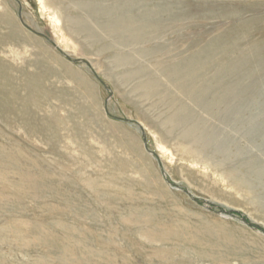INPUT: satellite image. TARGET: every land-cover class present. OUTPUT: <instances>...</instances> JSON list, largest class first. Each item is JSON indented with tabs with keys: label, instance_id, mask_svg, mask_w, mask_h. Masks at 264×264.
I'll list each match as a JSON object with an SVG mask.
<instances>
[{
	"label": "rangeland",
	"instance_id": "rangeland-1",
	"mask_svg": "<svg viewBox=\"0 0 264 264\" xmlns=\"http://www.w3.org/2000/svg\"><path fill=\"white\" fill-rule=\"evenodd\" d=\"M256 1L57 0V3L55 4L53 0H0V9L4 12L5 10L3 9L6 8L4 13L0 10V20L1 17L5 18L2 19L3 21L1 20L2 22L0 23V64L2 65L0 68L4 73L0 75L2 78L0 79V87L3 86L0 90L7 86L5 90L8 91V93L5 90H1L3 92L0 91V142L1 138L2 140L4 139L0 143V146H3L4 148H0L4 150L10 148L12 150H21L22 152L25 150V153L23 152V155L20 156L22 162H24V160L26 161L24 162L25 168H23V171L27 173V175H30L33 172L31 175H35V182L38 185H41L44 189L41 194L43 198L35 192L19 190L21 192V197L23 196L22 194H24V201L28 199V202L23 201L22 203V206L24 204L22 214L15 213V211L7 212L6 209H3V205L0 204V238L2 237L0 239V264H18V261H20V264H42L41 260H43V264H73V261L71 260L73 259L72 256L79 258V262L82 260V262H89V264H116V261L117 264H128L127 262L132 264L134 261H136L134 262L135 264H179V262L181 264H264V174H260L258 179L254 173L256 170L245 166V164L249 162L252 163L253 161H256V164H259L260 166L259 171H261L260 168L262 167V173H264V0ZM163 9L168 10L169 14L163 16ZM8 10H10V14ZM190 11H194V13L191 14ZM12 14L14 17H12ZM73 19L77 22L84 23L85 27L79 29L74 25L75 23ZM11 20H14L20 25L24 34L22 33V30L19 33L16 31L18 34L13 32L15 30L11 24ZM126 20H132L135 23H142L144 25L151 24V26L146 28L147 37H143V40L138 41L132 39L129 34L119 33L110 28H106V26L117 27ZM4 21L7 22V26ZM240 23H253L254 25L253 30L249 32L250 34L248 36H240L237 39H239V43H242L240 46L241 58L249 53L248 44L257 45V48L259 47V60L255 62L257 63L255 66L250 67L251 72L258 73L255 75L256 78L254 77V79H252V83L257 80L259 81V94L257 95V101L252 105L250 112L244 115L242 124L239 128L224 121L218 123L222 137L228 145H231L232 148L230 149L234 151L233 154L235 155L236 152H246L247 154L244 153L245 156L239 157L233 156L235 157V161L229 164L223 163L222 168H217L203 162L199 158L192 155L189 156L185 153L186 151L183 148L185 147V142L177 139V135H170L169 126H166L163 123V120L175 110L174 108H176V106L174 105L173 108H169L167 105L168 103H165L164 101L162 102V100L168 99L167 102L170 100V102L172 101L173 103L184 101L185 103L186 100L181 97L179 91L174 90L175 88H169V90H167L160 86L159 91L157 92L156 90V92L159 93L156 97L155 95L148 96V94L141 90V87L149 79L156 80L160 83V81L165 78L163 77V66L166 67V65L161 63L166 62V58L177 56V58H175L176 60L179 59L180 62L188 61V58L190 60V58L196 53L205 52L196 51V47H192L191 45H194L198 40H200L199 46L205 45L206 43H215L217 40L216 36L219 35L218 33L236 27L238 24L241 25ZM9 24L12 27H10ZM158 27H160V29H157ZM8 35L11 36V38ZM24 35L27 38L23 39L22 36ZM12 36L15 38L13 37V39ZM18 39L23 40V42ZM46 49L50 51L48 52ZM204 49H207L205 54L210 55L208 59H212L214 48L212 46H205ZM50 53H52L54 57H52V54ZM1 60H4L5 63ZM43 62H45V64ZM60 62L65 63L67 67ZM257 65H259V68L256 67ZM4 66H6L4 68L5 71L3 69ZM207 66L209 70L206 71L205 75L208 76V80L211 82V92L215 93L220 87L215 80H212L213 76L216 75L217 63L215 60H211ZM69 67H71V69ZM38 69H40V73L35 72ZM42 69H45V71ZM244 69H246L245 63H240L234 66V70L238 73H241ZM1 71L0 73H2ZM20 71H23L25 74L22 76L20 74L19 76L18 74ZM30 71H32V75L29 74ZM70 71L73 72L74 75H71ZM6 72L10 74L9 76L7 74L8 77L5 75ZM41 72L45 73H42V75ZM51 72L53 73L51 74ZM28 74L30 75L29 77H27ZM34 76L35 80L33 79ZM38 77L42 79V83H40L41 79ZM80 77L90 81L92 80V83L96 88L95 93L89 91L85 85L79 81ZM3 78L5 79L3 80ZM25 78L26 82L29 81L30 83H26ZM32 79L33 81H37L36 83L40 86L33 83ZM1 82L5 83L2 84ZM227 83H224L223 85L225 86ZM18 84H20V86ZM22 85L27 87L25 88ZM29 85L30 88L28 87ZM11 86L15 88L13 89ZM34 86L35 88L37 86V88L35 89ZM38 87H40L39 90ZM16 89L17 91H15ZM30 90L33 93H30ZM36 90H38L39 93H37ZM13 91H15V94H12L11 96H15V100L9 98L11 100L10 102L14 100V102H12L13 105H10V103H6L9 100H6L5 97L8 94L10 95L11 93H14ZM43 91L47 94H44ZM36 96L39 98V101L38 99H35L37 98ZM159 96H162V98ZM22 97L24 100L21 99ZM1 98L3 99L1 100ZM32 98L33 100H29ZM54 98L57 102L53 101ZM126 99L133 101L134 104H127ZM28 101L34 103V107L33 104L31 102L32 105L29 104ZM9 106L11 108L7 111L6 108H9ZM17 106H19L18 109L16 108ZM2 107L4 109H2ZM41 110L42 112H40ZM201 112L203 118L211 119L210 114L202 110ZM5 114H7V116L9 115L8 118H6L7 116ZM140 114L141 116H146L150 120V126L144 124L140 118ZM4 116L5 118H3ZM9 118L11 119L9 120ZM20 118L23 119L20 120ZM6 120H8L9 123H7L10 126L5 124ZM207 122H211L213 125L212 120H207ZM14 125H17V127H13ZM22 125H24V128L20 127ZM4 126L6 128H3ZM48 128H50L51 131ZM32 130H35L37 134ZM30 131H32L31 134ZM1 132H6V134H2ZM131 136H133L134 142H136L137 145H140L141 152L144 154L143 156L137 154L134 151L135 149L132 148V141H130ZM160 138H163L164 140V144H161L165 146L166 151L161 152V150H159L158 140H160ZM8 141L10 144L7 143ZM101 141L103 142L101 143ZM115 142L116 146L114 144ZM71 143H75V145L73 144V146ZM5 144H7V146ZM102 147L106 148L102 149ZM98 151L101 152L99 153ZM134 153H136V155ZM137 155L140 157H137ZM7 156L9 157V155ZM11 156L13 158L12 154ZM132 157L135 158L133 159ZM143 157H145V159ZM36 158L38 161L40 160V163ZM236 158H238V160ZM148 160H151L150 162H152L154 167L152 166L151 168V163ZM140 161L143 162L140 163ZM100 162L103 163L101 164ZM119 162L122 163L121 165H123V167H121ZM40 166L42 169H40ZM122 168L125 169V172H123L124 169ZM145 169H147V172H144L143 174V171H146ZM47 173L51 176L49 177ZM119 175L122 176L123 181H121L122 179ZM146 177L149 178L147 179ZM59 178L65 181L60 179V182V180H58ZM51 179L53 180L51 181ZM109 179H112L114 182L112 183ZM158 179L163 183L161 184ZM18 180L17 175L11 174L7 177V180H5V185L9 188L13 187L12 189H14V187L15 189H18L19 187L16 188ZM130 180L131 183H129ZM14 181L16 183H14ZM103 181L104 184H102ZM137 181L139 183H137ZM140 181H142V183H140ZM29 183L30 182H26L27 187H30ZM237 184H239L240 187H238ZM121 185H123V187L120 188ZM133 187L134 191L131 189ZM151 187L155 188L156 192ZM74 188L75 190H71ZM131 191L136 193L134 194ZM152 191L155 193L153 192L154 194H152ZM123 192L127 193L123 195ZM140 192H142L141 195ZM159 192L163 194H158ZM119 193H123L121 197V194ZM128 193L129 195H127ZM168 193L172 195H169ZM117 197L120 199L117 200ZM172 197H175V200H173ZM155 198L158 199L156 200ZM41 199H43V201ZM102 199L105 200L103 201ZM246 200H248V203ZM32 201L34 204H32ZM110 201L113 202V204ZM26 203L29 206H27ZM173 204H175V206H173ZM125 205L128 206L126 207ZM51 206H53V208ZM177 206L179 208H177ZM183 206L188 208V212L192 209L193 211H190L192 214L190 212L188 213ZM27 207L29 209H27ZM55 207H58L59 209ZM77 208L78 210L75 214L74 211ZM158 208L163 209L161 211ZM45 209L46 211L44 212ZM155 209L158 211L156 210L155 212ZM164 209H167V213ZM33 211L37 214L39 213L38 215L40 217H37V214ZM67 211H69V214ZM148 211L149 213L147 214ZM153 211L154 213H152ZM195 211L197 213L199 211V213L194 215L196 214ZM46 213L47 215H45ZM48 213L51 214L48 215ZM179 214H181V216ZM62 215L64 217H62ZM41 216L45 219H42ZM141 216L143 219L140 220ZM68 217H70V219ZM159 217H163L161 222ZM166 217L167 219H165ZM172 218L174 220H172ZM182 218L184 221L189 219L187 221L189 223L188 225H190L193 220L192 224L197 226L196 229L199 233L196 232L193 225H190L189 227L188 225H185L184 223L187 224V222H184ZM5 219L8 223H11L6 224L7 222ZM180 219L184 223H180ZM243 219H246L251 225L244 222ZM215 220L217 221L216 224H219L220 222L222 228L221 226L219 228V226L215 224ZM3 221L5 223H3ZM48 221L50 223H48ZM150 221L153 222L151 223ZM167 221L168 223H166ZM204 222L205 225H203ZM179 223L180 225L177 226ZM28 224H32L31 226L33 228H30V225ZM50 224L51 227L48 226ZM62 224H64V226ZM165 224L167 225L165 226ZM206 224L207 227H209L208 229L206 228ZM212 224H214V226ZM8 225H10L9 228ZM23 225H25V227ZM35 225L40 226L35 227ZM158 225L163 226H160L159 228ZM174 226L176 229L179 228L180 230H175ZM215 226L218 228H215ZM231 226L233 228L232 231V228L230 229ZM41 227H43L44 230L41 229ZM48 227L50 229H48ZM75 227L76 230L74 229ZM14 228H22L17 229V231L19 230L18 232L20 235L14 232ZM24 229L26 230V234L23 233ZM206 229L209 231H207L208 234ZM215 229L216 234H214ZM167 230L169 232H167ZM194 230L196 233H194ZM200 230L205 232L202 233ZM219 230L222 233L221 236ZM145 231H149V233L147 234ZM174 231L176 233L179 231V234L176 235ZM211 231L213 232L212 237ZM235 231L236 233L234 234ZM8 232H13V234L16 235L11 236L12 238H3L5 237V233ZM45 232H47V234ZM55 232L57 234H55ZM144 232L146 234H144ZM182 232H185L184 236L182 235ZM246 232L248 233L247 235ZM88 233L89 236H87ZM165 233L166 236H164ZM167 233L170 234L167 236ZM49 234L50 236H48ZM45 235L48 237L46 238ZM60 236H62V238ZM22 237L26 238L23 240ZM166 237L171 238L172 240H168ZM192 237L194 240L191 239ZM237 237H241L240 240ZM68 238L70 239L68 240ZM26 239L29 240L26 241ZM45 239L48 241H45ZM60 239L62 240L60 241ZM58 240L60 241L59 244L57 242ZM82 240L85 242L83 243ZM230 240H232V242H230ZM19 241L21 244L18 243ZM31 241H34V245ZM23 242L24 244H22ZM61 242L64 244L63 246ZM41 243L43 244L40 245ZM177 244L179 246H177ZM16 246L17 248H15ZM35 249L38 251L35 252ZM53 249H55V251ZM56 249L58 252H56ZM174 249H176V251H174ZM141 250L143 252H140ZM182 250L185 252L183 253ZM227 251L230 254L226 253ZM40 252H42V254H40ZM67 252L68 254L66 255ZM86 252L88 253L86 254ZM29 253L30 256L32 255L31 258L33 262H31ZM48 253L49 256L47 257ZM60 253H62V255H60ZM107 253L110 256H108ZM50 254H52V256ZM70 254L72 255L70 256ZM176 254L178 257L175 258ZM33 256L34 258L36 256V258L34 259ZM37 256L39 258H37ZM81 257H83V259ZM63 258L66 261L65 263ZM95 259H97V261ZM149 259L151 260V263ZM54 260L56 262H54ZM34 261H36V263Z\"/></svg>",
	"mask_w": 264,
	"mask_h": 264
},
{
	"label": "bare ground",
	"instance_id": "bare-ground-1",
	"mask_svg": "<svg viewBox=\"0 0 264 264\" xmlns=\"http://www.w3.org/2000/svg\"><path fill=\"white\" fill-rule=\"evenodd\" d=\"M52 1V0H51ZM54 1V3L56 4L57 3V0H53ZM256 1V0H255ZM258 1V0H257ZM256 1V2H257ZM43 3V2H42ZM57 5H59V4H57ZM46 7V6H45ZM5 8V7H4ZM1 10V9H0ZM3 10H5L6 11V8L5 9H3ZM98 10V9H97ZM2 11V10H1ZM1 11H0V13H1ZM4 11V12H5ZM9 11V14H10V10H8ZM99 11V10H98ZM163 11V16H166V15H168L169 14V12H168V10H166V9H163L162 10ZM3 12V11H2ZM3 12V13H4ZM99 13V12H98ZM190 13L191 14H193L194 13V11H190ZM5 14H7V13H5ZM5 14H3V15H5ZM1 15V14H0ZM12 17H14L13 16V14H12ZM10 18V17H9ZM2 19H5V18H2L1 17V20ZM10 19H12V18H10ZM0 20V23L3 21H1ZM74 20V19H73ZM135 20H136V18H135ZM138 20V19H137ZM6 21V20H5ZM4 21V22H5ZM3 22V23H4ZM2 23V24H3ZM7 22H5V24H6ZM9 23V22H8ZM74 25H76L79 29H81V28H83V27H85V24L84 23H81V22H77L76 20H74ZM11 24L13 25V27H14V30L15 31H13V32H20L22 29H21V27H20V25H18L14 20H11ZM241 24V23H240ZM6 26H7V24H6ZM9 26H10V24H9ZM148 26H151V24H146V25H144V24H142V23H135V22H133L132 20H126V21H123L122 23H121V25H118L117 27H107L106 26V28H110V29H112V30H115V31H117V32H119V33H126V34H129L130 36H131V38L132 39H136V40H143V37H147V30H146V28L148 27ZM10 27H12V26H10ZM4 28V27H3ZM2 28V29H3ZM7 28V27H6ZM253 28H254V25H253V23H244V24H241V25H239L238 24V26L236 25V27H232L231 29H227L226 31H223V32H220V33H218L219 35H217L216 37H217V40L215 41V43H210V44H208V43H206L205 45H201V46H199L200 45V40H198L196 43H194V45H191L192 47L194 46V47H196V51H205L204 53H200V52H198V53H196L193 57H191L190 58V60H189V58H188V61H185V62H180L179 61V59H177L176 60V58H177V56H172V57H168V58H166L167 59V61L166 62H164V63H161V64H163V65H166V67L165 66H163L164 67V76L163 77H165L162 81H160V83H158V81H156V80H152V79H149V80H147L146 81V83H144V85H142V87H141V90L144 92V93H146V94H148V96H151V95H159V93H157L158 91H159V88H160V86H162L163 88H165V89H167V90H169V88H175L174 90H177V91H179V93H180V95H181V97H183L184 98V100H186V102L184 103V101L183 102H178V103H173L172 101L170 102V100H169V102H167L168 101V99H165V100H162V102L164 101L165 103H168L167 105L169 106V108H173V106L175 105L176 106V108H174L175 110L168 116V117H166L163 121V123L167 126H169V132H170V135L171 134H174V135H177V139H179V140H181V141H183V142H185V147H183L184 149H185V153H187L189 156L190 155H192V156H194V157H196V158H199L200 160H202L203 162H205V163H207V164H209V165H211V166H214V167H217V168H222V165H223V163H226V164H229V163H231V162H233V161H235V157H233V156H245V154H247L246 152H236V154L234 155L233 154V150H231L230 148H232L231 147V145L229 144H227L226 143V141H225V139L222 137V134H221V132H220V127L218 126V123H220V122H222V121H224V122H227V123H229V124H233L235 127H237V128H239L240 127V125L242 124V120H243V118H244V115L246 114V113H249L250 112V110L252 109V105L254 104V103H256V101H257V95L259 94V81L257 80V81H255L254 83H252V79H254V77L256 78V74H258V73H255V72H251L250 71V67L251 66H255L257 63H255V62H257L258 60H259V47L257 48L256 46L257 45H251V44H248V46H249V53L247 54V55H244V57L243 58H241V50H240V46L242 45V43H239V39H237L238 37H240V36H244V35H249L250 33L249 32H251L252 30H253ZM10 29V28H9ZM157 29H160V27H158ZM222 29V28H221ZM5 30V29H4ZM16 32V33H17ZM17 33V34H18ZM22 33H23V30H22ZM9 34H10V32H9ZM24 34V33H23ZM3 35V34H2ZM9 36V35H8ZM25 36V35H24ZM24 36H22L23 37V39L24 38H27L26 36L24 37ZM28 36V35H27ZM5 37V36H4ZM10 38H11V36H9ZM14 36H12V38H13ZM17 37V36H16ZM21 37V38H22ZM29 37V36H28ZM6 38V37H5ZM4 38V39H5ZM8 38V37H7ZM15 38V37H14ZM13 38V39H14ZM17 39V38H16ZM3 40V39H2ZM9 40V39H8ZM18 40H20L21 42H23V40H21V39H18ZM26 40V39H25ZM4 41V40H3ZM10 41V40H9ZM16 41V40H15ZM18 42V41H17ZM58 42V41H57ZM245 42V41H244ZM1 43H2V41H1ZM205 46H208V47H210V46H212L213 48H214V54H213V57H212V59H208L209 58V56L210 55H207V54H205L206 53V50L207 49H204V47ZM48 49V48H47ZM46 49V50H47ZM48 52L50 51V50H47ZM71 51V50H70ZM50 54H52V53H50ZM17 55V54H16ZM56 55V54H55ZM76 55V54H75ZM57 56V55H56ZM52 57H54V55L52 54ZM176 57V58H175ZM4 59H6V58H4ZM207 59V60H206ZM211 60H215L216 61V63H217V69H216V72H215V74L216 75H214L213 76V79L212 80H215V82H217L219 85H220V87H219V89L215 92V93H212L211 92V82L208 80V76L207 75H205L206 74V71H208L209 70V68H208V63L211 61ZM1 61H4V60H1ZM57 61V60H56ZM65 61V60H64ZM26 62V61H25ZM4 63H5V61H4ZM44 64H45V62H43ZM60 63H62V65H65V63H63V62H60ZM240 63H245V68L246 69H244L243 71H241V73H238V72H236L235 70H234V66L235 65H237V64H240ZM46 65H47V63H46ZM61 65V64H60ZM0 66H2L1 64H0ZM10 66V65H9ZM66 67H67V65H65ZM70 66V65H69ZM259 65H257L256 67H258ZM6 66H4L3 67V69L5 68ZM12 67V66H11ZM62 67V66H61ZM25 68H26V66H25ZM38 68V67H37ZM63 68V67H62ZM70 69H71V67H69ZM259 68V67H258ZM2 69V70H3ZM7 69V68H6ZM65 69V68H64ZM264 69V68H263ZM12 70V69H11ZM23 70V69H22ZM26 70H28V69H26ZM26 70H24V71H26ZM40 69H38L37 71H39ZM43 70V69H42ZM0 71H1V68H0ZM4 71H5V69H4ZM37 71H35L36 73H40V71L39 72H37ZM43 71H45V69L43 70ZM52 71V70H51ZM66 71H68V70H66ZM73 71V70H72ZM254 71V70H253ZM2 72V71H1ZM7 72H8V70H7ZM5 73V75L7 76V74H8V76L10 75L9 73ZM12 72V71H11ZM46 72H47V70H46ZM138 72H140V71H138ZM15 73V72H14ZM23 71H20V73L18 74L19 76H20V74H21V76L22 75H24L25 73H23ZM43 72H41V74H42ZM45 73V72H44ZM43 73V74H44ZM49 73V72H48ZM53 72H51V74H52ZM66 73V72H65ZM70 73H71V75H74V73L73 72H71L70 71ZM134 73V72H133ZM2 74H4L3 72L2 73H0V75H2ZM16 74H17V72H16ZM27 74V73H26ZM29 74H31L32 75V71H30V73ZM28 74V76L27 77H29L30 75ZM42 74V75H43ZM50 74V73H49ZM5 75H3L4 77H6ZM37 75H39V74H37ZM47 75V74H46ZM2 76V77H3ZM7 76V77H8ZM15 76V75H14ZM16 77V76H15ZM26 77V76H25ZM33 77V76H32ZM42 77V76H41ZM14 78V77H13ZM12 78V79H13ZM37 78V77H36ZM39 78V77H38ZM0 79H2L1 77H0ZM5 78H3V80H4ZM10 79V78H9ZM11 79V80H12ZM21 79H23V78H21ZM34 80H35V76H34V78H33ZM33 79H32V81H33ZM39 79H41V78H39ZM77 79V78H76ZM27 80H28V78H27ZM7 81V80H6ZM5 81V82H6ZM10 81V80H9ZM15 81V80H14ZM22 81H24V80H22ZM38 81H40V80H38ZM79 81H81V83H83V85H85V87L89 90V91H91L92 93H95V91H96V88H95V86H94V84L92 83V80L90 81V80H87V79H85V78H79ZM228 83H227V82ZM4 82V83H5ZM16 82V81H15ZM25 82H26V78H25ZM25 82H24V84H25ZM27 82H29V81H27ZM26 82V83H27ZM37 81H33V83H36ZM2 84H4L3 82H1ZM9 83V82H8ZM22 83V82H21ZM30 83V82H29ZM32 83V82H31ZM40 83H42V79H41V81H40ZM45 83V82H44ZM224 83H227V84H225V86L223 85ZM17 84V83H16ZM37 84V83H36ZM6 85V84H5ZM15 85V84H14ZM19 86H20V84H18ZM28 85V84H27ZM38 85V84H37ZM43 85V84H42ZM45 85V84H44ZM17 86V85H16ZM23 86V85H22ZM38 86H40V85H38ZM3 86H1L0 88H2ZM7 86H5L4 87V89H1V90H5V88H6ZM11 87H13V86H11ZM23 87H25V86H23ZM27 87V86H26ZM25 87V88H26ZM29 88H30V85L28 86ZM42 87V86H41ZM50 87V86H49ZM8 88H10V87H8ZM7 88V89H8ZM15 87H13V89H14ZM28 88V89H29ZM34 88H35V86H34ZM36 88H37V86H36ZM35 88V89H36ZM39 88L40 87H38V90H39ZM24 89V88H23ZM28 89H26V90H28ZM45 89V88H44ZM80 89V88H79ZM0 90V91H1ZM25 90V91H26ZM38 90H36V92L37 93H39L38 92ZM43 90V89H42ZM41 90V91H42ZM156 90H157V92H156ZM6 91V90H5ZM9 91H11V90H9ZM15 91H17V89L15 90ZM15 91H13L14 93H11L10 95H9V97H8V95L5 97V99L6 100H9L8 102H6V103H10V105H13V103L12 102H14V97H12L11 95L12 94H15ZM23 91V90H22ZM25 91H24V93H25ZM48 91V90H47ZM1 92H3V91H1ZM7 93H8V91H6ZM32 91L30 90V93H31ZM35 92V91H34ZM35 92V93H36ZM44 92V91H43ZM42 92V93H43ZM50 92H53V91H50ZM64 92V91H63ZM23 93V94H24ZM33 93V92H32ZM34 93V94H35ZM2 94V93H1ZM22 94V95H23ZM44 94H47L46 92H44ZM203 94H204V96H203ZM1 96V95H0ZM17 96H18V94H17ZM16 96V97H17ZM34 96V95H33ZM58 96V95H57ZM156 96V97H157ZM37 97V96H36ZM62 97V96H61ZM159 97H161L162 98V96H159ZM12 98V99H14L12 102H10L11 100L10 99ZM47 98V97H46ZM57 98H60V97H57ZM160 98V99H161ZM3 98H1V100H2ZM21 99H23V97L21 98ZM21 99H20V101H21ZM26 99H28V98H26ZM35 99H38V101H39V98L37 97V98H35ZM17 100V99H16ZM24 100V99H23ZM29 100H33V98L32 99H29ZM42 100H43V98H42ZM60 100V99H59ZM5 101V100H4ZM19 101V100H18ZM37 101V102H38ZM46 101V100H45ZM53 101H56L55 100V98H54V100ZM126 101H127V104L128 103H130V104H134L133 103V101H130V100H127L126 99ZM24 102H26V101H24ZM29 102V101H28ZM31 102V101H30ZM29 102V104H31ZM36 102V103H37ZM40 102H41V100H40ZM47 102V101H46ZM50 102V101H49ZM48 102V103H49ZM57 102V101H56ZM141 102V101H140ZM3 103V102H2ZM1 103V104H2ZM16 103V102H15ZM14 103V104H15ZM39 103V102H38ZM37 103V104H38ZM60 103V102H59ZM17 104V103H16ZM33 104V107H34V103H32ZM31 104V105H32ZM37 104H35V105H37ZM4 105V104H3ZM18 105V104H17ZM40 105H42V104H40ZM49 105V104H48ZM2 106V105H1ZM23 106V105H22ZM25 106V105H24ZM28 106V105H27ZM26 106V107H27ZM195 106V107H194ZM6 107V106H5ZM18 107L19 106H17L16 108L18 109ZM25 107V108H26ZM48 107V106H47ZM51 107V106H50ZM53 107V106H52ZM198 107V108H197ZM11 107L9 106V108H6L7 109V111H9L8 109H10ZM13 108H14V106H13ZM12 108V109H13ZM1 109V108H0ZM2 109H4L3 107H2ZM23 109V108H22ZM39 109V108H38ZM50 109V108H49ZM52 109V108H51ZM15 110V109H14ZM24 110V109H23ZM40 110V109H39ZM201 110L202 111H204V112H206V113H208V114H210V116H211V119H205V118H203V114H202V112H201ZM6 111V110H5ZM22 111V110H21ZM20 111V112H21ZM80 111V110H79ZM0 112H1V110H0ZM4 112V111H3ZM15 112H16V110H15ZM19 112V113H20ZM23 112V111H22ZM40 112H42V110L40 111ZM48 112V111H47ZM5 113V112H4ZM17 113V112H16ZM43 114V113H42ZM6 116H7V114H5ZM38 115V114H37ZM86 115H87V113H86ZM90 115V114H89ZM9 116V115H8ZM8 116L6 117V118H8ZM13 116H15V115H13ZM11 117V116H10ZM17 117H18V115H17ZM21 117V116H20ZM3 118H5V116L3 117ZM37 118V117H36ZM140 118H141V120L144 122V124L146 125V126H150L151 125V122H150V120L146 117V116H141V114H140ZM11 118H9V120H10ZM18 119V118H17ZM23 119V118H22ZM21 118H20V120H22ZM20 120H19V122H20ZM207 120H212V122H213V125L211 124V122H207ZM2 121H3V119H2ZM14 121V120H13ZM70 121V120H69ZM68 121V122H69ZM72 121V120H71ZM8 120H6V125H9L8 123ZM17 122V121H16ZM18 122V123H19ZM58 122H60V121H58ZM3 123V122H2ZM71 123V122H70ZM89 123V122H88ZM92 123V122H91ZM22 124H24V123H22ZM28 124V123H27ZM26 124V125H27ZM50 124V123H49ZM90 124V123H89ZM91 125V124H90ZM220 125V124H219ZM10 126V125H9ZM47 126V125H46ZM96 126V125H95ZM159 126H160V124H159ZM13 127H17V125L15 126H13ZM20 127H23L24 128V125H22V126H20ZM19 127V128H20ZM3 128H6L5 126L3 127ZM12 128V127H11ZM51 128H52V126H51ZM124 128V127H123ZM16 129V128H15ZM18 129V128H17ZM38 129V128H37ZM49 130H50V128H48ZM97 129V128H96ZM120 129V128H119ZM7 130V129H6ZM9 130V129H8ZM42 130V129H41ZM53 130H55V129H53ZM87 130H89V129H87ZM23 131H24V129H23ZM33 131V130H32ZM32 131H30V134H31V132ZM46 131V130H45ZM51 131V130H50ZM50 131H49V133H50ZM60 131V130H59ZM130 131V130H129ZM157 131V130H156ZM10 132V131H9ZM8 132V133H9ZM13 132V131H12ZM28 132V131H27ZM26 132V133H27ZM33 132H35V130L33 131ZM93 132V131H92ZM97 132H99V131H97ZM2 134L3 133H5L6 134V132H1ZM17 133H18V131H17ZM36 133V132H35ZM9 134H11V133H9ZM16 134V133H15ZM32 134H34V133H32ZM37 134V133H36ZM43 134V133H42ZM134 134V133H133ZM160 134V133H159ZM19 135V134H18ZM51 135V134H50ZM52 135H53V133H52ZM95 135V134H94ZM119 135H121V134H119ZM16 136V135H15ZM29 136V135H28ZM48 136H49V134H48ZM3 137V136H2ZM6 137V136H5ZM32 137V136H31ZM92 137V136H91ZM23 138H25V137H23ZM30 138V137H29ZM45 138V137H44ZM67 138V137H66ZM70 138V137H69ZM103 138V137H102ZM68 139V138H67ZM104 139V138H103ZM4 140V139H3ZM2 140V138H1V142L3 141ZM20 140V139H19ZM22 140V139H21ZM23 140H25V139H23ZM69 140V139H68ZM122 140H124V139H122ZM126 140V139H125ZM10 141V140H9ZM9 141L7 142V143H9ZM72 141V140H71ZM94 141H96V140H94ZM130 141H132V143H131V146H132V148L133 149H135L134 151L137 153V154H140V156L142 155H144L143 154V152H141V149H140V145H137L136 144V142H134V140H133V136H131V140ZM159 141V150H161V152H163V151H166L165 150V146H163L161 143H163L164 142V140H163V138H160V140H158ZM0 142V143H1ZM16 142V141H15ZM67 142V141H66ZM69 142H70V140H69ZM103 141H101V143H102ZM134 142V143H133ZM182 142V143H183ZM19 143V142H18ZM99 143V142H98ZM106 143V142H105ZM121 143V142H120ZM124 143H125V141H124ZM10 144V143H9ZM42 144V143H41ZM63 144V143H62ZM72 145L74 144L75 145V143H71ZM100 144V143H99ZM115 144V146H116V142L114 143ZM164 144V143H163ZM6 146H7V144H5ZM12 145V144H11ZM20 145V144H19ZM57 145V144H56ZM73 145V146H74ZM102 145V144H101ZM100 145V146H101ZM128 145V144H127ZM258 145H259V142H258ZM13 146H14V144H13ZM23 146V145H22ZM51 146H53V145H51ZM110 146V145H109ZM0 147H2V148H4L3 146H0ZM112 147V146H111ZM179 147V146H178ZM2 148H0V195H1V198H0V204L1 205H3L2 207H3V209H6L7 210V212L9 211H12V212H14L15 211V213L17 212L18 214L19 213H21L22 214V212H23V206H24V204H23V206H22V203H23V201H24V194H22L23 196V198L21 197V192L19 191V190H22V191H25V190H27V191H32V192H35V193H37V195H40L41 196V194L43 193V191H44V189L42 188V186L41 185H38L36 182H35V175L34 176H32L31 174L33 173H31L30 175H27V173H25L24 171H23V168H25V163L24 162H26L25 160H24V162H22V159H21V157L20 156H22L23 155V152L25 151L24 149V151L22 152L21 150H12V149H10V148H7L6 150H4V149H2ZM19 148H21V147H19ZM23 148V147H22ZM106 148V147H105ZM105 148H103L102 147V149H105ZM109 148V147H108ZM115 148H117V147H115ZM114 148V149H115ZM10 149V150H9ZM53 149V148H52ZM68 149V148H67ZM74 149V148H73ZM111 149V148H110ZM127 149V148H126ZM66 150V149H65ZM69 151V150H68ZM67 151V152H68ZM76 151V150H75ZM83 151V150H82ZM99 152V151H98ZM101 152V151H100ZM99 152V153H100ZM111 152V151H110ZM113 152V151H112ZM25 153V152H24ZM109 153V152H108ZM136 153H134L135 155H136ZM11 154L13 155V158H12V156H11ZM127 154H128V152H127ZM133 154V155H134ZM7 155H9V157L7 156ZM28 155V154H27ZM129 155V154H128ZM186 155V154H185ZM17 156V157H16ZM24 156H26V155H24ZM75 156V155H74ZM79 156V155H78ZM132 156V155H131ZM139 155H137V157H138ZM139 156V157H140ZM187 156V155H186ZM28 157V156H27ZM136 157V158H137ZM147 157H148V155H147ZM150 157V156H149ZM193 157V158H194ZM32 158V157H31ZM89 158V157H88ZM133 158V157H132ZM135 158V157H134ZM133 158V159H134ZM142 158V157H141ZM140 158V159H141ZM144 159H145V157H143ZM186 158H188V157H186ZM190 158V157H189ZM148 159V158H147ZM151 159V158H150ZM191 159V158H190ZM237 160H238V158H236ZM36 160L38 161V159L36 158ZM74 160V159H73ZM130 160H131V157H130ZM143 160V159H142ZM28 161V160H27ZM40 161V160H39ZM38 161V162H39ZM94 161V160H93ZM124 161V160H123ZM133 161V160H132ZM136 161V160H135ZM149 162L151 161V160H148ZM128 162H130V161H128ZM141 162H143V161H140V163ZM147 162V161H146ZM148 162V163H149ZM40 163V162H39ZM91 163V162H90ZM99 163V162H98ZM101 163V162H100ZM103 163V162H102ZM101 163V164H102ZM120 163V162H119ZM126 163V162H125ZM125 163H124V167H125ZM151 163V168H152V166L154 167V165H152V162H150ZM28 164V163H27ZM32 164V163H31ZM42 164V163H41ZM122 163H120V165H121ZM145 164V163H144ZM91 165V164H90ZM93 165V164H92ZM98 165V164H97ZM96 165V166H97ZM130 166H132L131 164H129ZM134 165V164H133ZM99 166H101V165H99ZM127 166H128V164H127ZM146 166V165H145ZM149 166V165H148ZM245 166H247V167H249V168H253V169H255L256 171L254 172L255 173V175H256V177L259 179V175L260 174H264V173H262L263 172V169H261L260 168V170L261 171H259V164H256V161H253L252 163L251 162H249V163H247V164H245ZM33 167H34V165H33ZM121 167H123V165H121ZM129 167V166H128ZM143 167V166H142ZM97 168V167H96ZM130 168V167H129ZM128 168V169H129ZM133 168V167H132ZM40 169H42V167L40 166ZM45 169V168H44ZM103 169V168H102ZM122 169H124V168H122ZM154 169V168H153ZM27 170V169H26ZM33 170V169H32ZM80 170V169H79ZM99 170H101V169H99ZM131 170V169H130ZM146 171H143V174H144V172H147V169H145ZM46 171V170H45ZM69 171V170H68ZM72 171H73V169H72ZM142 171V170H141ZM155 171V170H154ZM35 172H37V171H35ZM40 172V171H39ZM123 172H125V169L123 170ZM152 172V171H151ZM260 172V173H259ZM29 173V172H28ZM72 173V172H71ZM115 173V172H114ZM11 174H13V175H17V177H18V182H17V187L16 188H18V189H15V187H14V189H12V188H9V187H7V185H5V180H7V177H9ZM48 174V173H47ZM142 174V175H143ZM156 174V173H155ZM37 175V174H36ZM109 175V174H108ZM146 175V174H145ZM48 176H49V174H48ZM51 176V175H50ZM49 176V177H50ZM55 176V175H54ZM54 176H52V177H54ZM114 176V175H113ZM119 176H121V175H119ZM148 176V175H147ZM35 177V178H34ZM45 177V176H44ZM77 177V176H76ZM112 177V176H111ZM115 177V176H114ZM126 177V176H125ZM132 177V176H131ZM42 178V177H41ZM40 178V179H41ZM68 178V177H67ZM66 178V179H67ZM109 178V177H108ZM128 178V177H127ZM144 178V177H143ZM147 179L149 178V177H146ZM151 178V177H150ZM160 178V177H159ZM47 179V178H46ZM61 178H59L58 180H60ZM104 179V178H103ZM121 179H122V176H121ZM121 179H119V180H121ZM130 179H132V178H130ZM151 179H153V178H151ZM150 179V180H151ZM156 179H157V177H156ZM45 180V179H44ZM49 180V179H48ZM53 179H51V181H52ZM61 180H63V179H61ZM61 180H60V182H61ZM93 180V179H92ZM108 180V179H107ZM110 180V179H109ZM118 180V181H119ZM128 180V179H127ZM141 180V179H140ZM144 180V179H143ZM158 180H160V179H158ZM238 180H240V179H238ZM63 181H65V180H63ZM62 181V182H63ZM110 181H112V179L110 180ZM117 181V182H118ZM121 181H123V179L121 180ZM26 182H30L29 184H30V187H27V185H26ZM40 182V181H39ZM57 182V181H56ZM59 182V181H58ZM69 182H70V180H69ZM82 182V181H81ZM80 182V183H81ZM114 181H112V183H113ZM124 182H125V180H124ZM127 182V181H126ZM133 182V181H132ZM145 182V181H144ZM143 182V183H144ZM150 182V181H149ZM160 182H161V180H160ZM159 182V183H160ZM14 183H16L15 181H14ZM98 183V182H97ZM106 183H108V182H106ZM116 183V182H115ZM122 183V182H121ZM129 183H131V180L129 181ZM137 183H139L138 181H137ZM140 183H142V181H140ZM146 183V182H145ZM155 183V182H154ZM159 183H156V184H159ZM163 182H161V184H162ZM55 184V183H54ZM68 184V183H67ZM74 184V183H73ZM90 184V183H89ZM88 184V185H89ZM92 184H93V182H92ZM91 184V185H92ZM102 184H104V181H103V183ZM116 184H118V183H116ZM134 184H136V183H134ZM160 184V185H161ZM49 185V184H48ZM53 185V184H52ZM60 185H61V183H60ZM113 185H115V184H113ZM126 185V184H125ZM130 185H132V184H130ZM150 185V184H149ZM159 185V186H160ZM164 185V184H163ZM162 185V186H163ZM66 186V185H65ZM77 186H78V184H77ZM104 186V185H103ZM116 186V185H115ZM127 186V185H126ZM152 186H154V185H152ZM165 186V185H164ZM237 186L238 187H240L239 186V184H237ZM48 187V186H47ZM50 187V186H49ZM69 187V186H68ZM74 187V186H73ZM76 187V186H75ZM105 187V186H104ZM121 187H123V185H121L120 186V188ZM130 187H132V186H130ZM155 187V186H154ZM237 187V188H238ZM61 188H63V187H61ZM70 188V187H69ZM112 188V187H111ZM125 188V187H124ZM151 188H153V187H151ZM66 189V188H65ZM115 189V188H114ZM128 189H130V188H128ZM133 191H134V187L133 188H131ZM140 189V188H139ZM142 189V188H141ZM154 190H155V188H153ZM71 190H75V188L74 189H71ZM70 190V191H71ZM101 190V189H100ZM99 190V191H100ZM105 190V189H104ZM111 190H113V189H111ZM110 190V191H111ZM116 190V189H115ZM114 190V191H115ZM121 190H123V189H121ZM143 190V189H142ZM107 191V190H106ZM159 191V190H158ZM162 191H163V189H162ZM161 191V192H162ZM242 191H244V190H242ZM46 192V191H45ZM51 192H52V189H51ZM51 192H49V193H51ZM101 192V191H100ZM109 192V191H108ZM117 192H118V190H117ZM120 192V191H119ZM128 192H130V191H128ZM132 192V191H131ZM148 192V191H147ZM154 191H152L151 193L152 194H154L155 192H156V190H155V192L153 193ZM168 192V191H167ZM245 192V191H244ZM6 193H7V195H6ZM66 193V192H65ZM103 193H104V191H103ZM112 193V192H111ZM110 193V194H111ZM114 193V192H113ZM124 193V192H123ZM122 193V194H123ZM127 193V192H126ZM126 193H124L123 195H125ZM132 193H134V192H132ZM136 193V192H135ZM134 193V194H135ZM141 193L142 192H140V195H141ZM145 193V192H144ZM143 193V194H144ZM150 193V194H151ZM169 193H170V191H169ZM168 193V194H169ZM69 194V193H68ZM74 194V193H73ZM97 194H99V193H97ZM109 194V193H108ZM119 194H121V193H119ZM118 194V195H119ZM122 194L120 195V197L122 196ZM133 194V195H134ZM158 194H163V193H158ZM45 195H46V193H45ZM52 195V194H51ZM81 195V194H80ZM84 195V194H83ZM127 195H129V193L127 194ZM138 195V194H137ZM136 195V196H137ZM146 195V194H145ZM157 195V194H156ZM169 195H172V194H169ZM39 196V197H40ZM69 196V195H68ZM73 196V195H72ZM71 196V197H72ZM82 196V195H81ZM85 196V195H84ZM83 196V197H84ZM101 196H102V193H101ZM106 196V195H105ZM108 196V195H107ZM159 196V195H158ZM246 196V195H245ZM42 197V196H41ZM104 197V196H103ZM102 197V198H103ZM113 197H115V196H113ZM126 197V196H125ZM132 197V196H131ZM155 197H157V196H155ZM160 197V196H159ZM162 197V196H161ZM164 197V196H163ZM255 197V196H254ZM26 198V197H25ZM31 198V197H30ZM33 198V197H32ZM43 198V197H42ZM58 198V197H57ZM67 198V197H66ZM101 198V197H100ZM100 198H99V200H100ZM127 198V197H126ZM125 198V199H126ZM135 198V197H134ZM168 198V197H167ZM173 198V200H175L174 198L175 197H172ZM171 198V199H172ZM253 198V197H252ZM27 199V198H26ZM34 199V198H33ZM59 199V198H58ZM89 199V198H88ZM113 199V198H112ZM118 199H120V198H118L117 197V200ZM130 199V198H129ZM132 199V198H131ZM142 199V198H141ZM148 199V198H147ZM151 199V198H150ZM156 199V198H155ZM158 199V198H157ZM156 199V200H157ZM160 199V198H159ZM249 199V198H248ZM257 199V198H256ZM42 201H43V199H41ZM48 200V199H47ZM46 200V201H47ZM50 200V199H49ZM60 200V199H59ZM80 200V199H79ZM103 200V199H102ZM105 200V199H104ZM103 200V201H104ZM134 200V199H133ZM136 200H137V198H136ZM143 200V199H142ZM145 200V199H144ZM153 200V199H152ZM26 202H28V199L27 200H25ZM24 201V202H25ZM57 201V200H56ZM116 201V200H115ZM122 201H123V199H122ZM126 201V200H125ZM129 201V200H128ZM132 201V200H131ZM155 201V200H154ZM177 201V200H176ZM180 201V200H179ZM179 201H178V203H179ZM247 201V203H248V200H246ZM251 201V200H250ZM252 201H253V199H252ZM60 202V201H59ZM69 202H71V201H69ZM90 202V201H89ZM100 202H101V200H100ZM111 202V201H110ZM130 202V201H129ZM166 202H168V201H166ZM40 203V202H39ZM45 203V202H44ZM44 203H42V204H44ZM48 203H49V201H48ZM82 203V202H81ZM112 204H113V202H111ZM126 203V202H125ZM131 203V202H130ZM156 203H157V201H156ZM172 203H173V201H172ZM246 203V202H245ZM32 204H34L33 203V201H32ZM31 204V205H32ZM53 204V203H52ZM54 204H55V202H54ZM59 204V203H58ZM74 204V203H73ZM72 204V205H73ZM87 204V203H86ZM116 204V203H115ZM115 204H114V206H115ZM120 204V203H119ZM124 204V203H123ZM139 204H143V203H139ZM149 204V203H148ZM165 204V203H164ZM163 204V205H164ZM176 204V203H175ZM175 204H173V206H175ZM187 204V203H186ZM255 204V203H254ZM26 205H27V203H26ZM40 205V204H39ZM38 205V206H39ZM60 205H62V204H60ZM76 205V204H75ZM89 205V204H88ZM122 205V204H121ZM130 205V204H129ZM137 205V204H136ZM161 205V204H160ZM185 205V204H184ZM27 206H29V205H27ZM35 206V205H34ZM33 206V207H34ZM37 206V207H38ZM50 206V205H49ZM66 206V205H65ZM84 206V205H83ZM111 206V205H110ZM114 206H113V208H114ZM126 206V205H125ZM128 206V205H127ZM126 206V207H127ZM166 206V205H165ZM171 207H173L172 205H170ZM169 206V207H170ZM52 208H53V206H51ZM50 207V208H51ZM59 207V206H58ZM58 207H55V208H58ZM67 207V206H66ZM73 207H75V206H73ZM72 207V208H73ZM77 207V206H76ZM116 207V206H115ZM118 207H119V205H118ZM141 207V206H140ZM139 207V208H140ZM142 207H143V205H142ZM153 207V206H152ZM152 207H150V208H152ZM161 207V206H160ZM167 207V206H166ZM184 207V206H183ZM32 208V207H31ZM35 208V207H34ZM50 208H48V209H50ZM121 208V207H120ZM165 208V207H164ZM177 208H179L178 206H177ZM185 208V210L188 212V208H186V206L184 207ZM11 209V210H10ZM27 209H29L28 207H27ZM38 209V208H37ZM47 209V208H46ZM46 209L44 210V212L46 211ZM59 209V208H58ZM81 209V208H80ZM79 209V210H80ZM83 209V208H82ZM124 209H125V207H124ZM123 209V210H124ZM142 209V208H141ZM149 209V208H148ZM153 209V208H152ZM159 209V208H158ZM163 209V208H162ZM162 209H159V210H161L162 211ZM169 209V208H168ZM173 209V208H172ZM171 209V210H172ZM181 209V208H180ZM26 210V209H25ZM33 210V209H32ZM73 210V209H72ZM78 210V208L74 211L75 212V214L77 213L76 211ZM85 210V209H84ZM118 210H121V209H118ZM156 210L157 209H155L154 211L156 212ZM165 210V209H164ZM163 210V211H164ZM192 209H190L189 210V212L191 211ZM29 211V210H28ZM48 211V210H47ZM51 211V210H50ZM112 211H114V210H112ZM116 211V210H115ZM154 211L152 212V213H154ZM158 211V210H157ZM167 211V209L165 210V212ZM169 211V210H168ZM193 211V210H192ZM34 212V211H33ZM57 212H59V211H57ZM68 212V214H69V211H67ZM82 212V211H81ZM151 212V211H150ZM173 212V211H172ZM176 212V211H175ZM188 212V213H189ZM196 212V211H195ZM194 212V213H195ZM3 213H5V212H3ZM31 213V212H30ZM34 213H36V212H34ZM145 213V212H144ZM149 213V211L147 212V214ZM167 213V212H166ZM191 214H192V212H190ZM198 213H199V211H198ZM197 212H196V214H194V215H197L198 214ZM258 213V212H257ZM20 214V215H21ZM29 214V213H28ZM27 214V215H28ZM37 214V213H36ZM39 214V213H38ZM37 214V217H40L39 215ZM49 214H51V213H48V215ZM54 214V213H53ZM79 214V213H78ZM147 214H145V215H147ZM161 214V213H160ZM6 215V214H5ZM14 215V214H13ZM13 215H12V217H13ZM26 215V214H25ZM41 215V214H40ZM44 215V214H43ZM42 215V216H43ZM45 215H47V213L45 214ZM64 215H65V213H64ZM80 215V214H79ZM83 215H84V213H83ZM86 215H87V213H86ZM144 215V216H145ZM151 215H153V214H151ZM158 215H159V213H158ZM165 215V214H164ZM168 215V214H167ZM170 215V214H169ZM172 215V214H171ZM177 215V214H176ZM180 216H181V214H179ZM183 215V214H182ZM186 215V214H185ZM260 215V214H259ZM19 216V215H18ZM17 216V217H18ZM22 216V215H21ZM23 216H24V214H23ZM41 216V218L43 219L44 217H42ZM56 216V215H55ZM61 216V215H60ZM59 216V217H60ZM76 216V215H75ZM148 216V215H147ZM154 216V215H153ZM157 216V215H156ZM9 217V216H8ZM27 217V216H26ZM46 217V216H45ZM52 217V216H51ZM62 217H64L63 215H62ZM71 217V216H70ZM70 217H68L69 219H70ZM79 217V216H78ZM82 217V216H81ZM86 217V216H85ZM142 217V216H141ZM140 217V220L141 219H143V217L141 218ZM146 217V216H145ZM151 217V216H150ZM177 217V216H176ZM194 217V216H193ZM198 217H199V215H198ZM4 218V217H3ZM2 218V219H3ZM20 218V217H19ZM24 218V217H23ZM50 218V217H49ZM83 218V217H82ZM163 218V217H162ZM162 218H160L159 217V219H160V222L163 220ZM175 218V217H174ZM180 218V217H179ZM208 218V217H207ZM264 218V217H263ZM10 219H11V217H10ZM31 219V218H30ZM37 219V218H36ZM45 219V218H44ZM55 219V218H54ZM53 219V220H54ZM68 219V220H69ZM162 219V220H161ZM165 219H167V217L165 218ZM186 219H188V218H186ZM194 219V218H193ZM12 220V219H11ZM28 220V219H27ZM38 220V219H37ZM50 220V219H49ZM53 220H52V222H53ZM87 220V219H86ZM147 220V219H146ZM156 220V219H155ZM154 220V221H155ZM158 220V219H157ZM169 220V219H168ZM172 220H174L173 218H172ZM182 220H183V218H182ZM181 219H180V223H182L183 221H182ZM189 220V219H188ZM187 220V221H188ZM208 220V219H207ZM210 220H212V219H210ZM5 221H6V219H5ZM24 221H25V219H24ZM44 221V220H43ZM67 221V220H66ZM72 221V220H71ZM70 221V222H71ZM179 221V220H178ZM187 221H184V222H187ZM193 221V220H192ZM192 221H191V223H190V225H193L192 224ZM7 223L6 224H9V223H11V222H9L8 223V221H6ZM31 222V221H30ZM34 222V221H33ZM32 222V223H33ZM145 222H147V221H145ZM149 222V221H148ZM151 223L153 222V221H150ZM155 222H157V221H155ZM177 222V221H176ZM183 222V223H184ZM210 222V221H209ZM216 220H215V224H216ZM2 223V222H1ZM3 223H5L4 221H3ZM15 223V222H14ZM21 223H23V222H21ZM27 223V222H26ZM35 223H36V221H35ZM42 223V222H41ZM40 223V224H41ZM44 223H45V221H44ZM43 223V224H44ZM47 223V222H46ZM48 223H50L49 221H48ZM55 223V222H54ZM56 223H57V221H56ZM67 223H68V221H67ZM166 223H168V221L166 222ZM178 223V222H177ZM176 223V224H177ZM180 223L177 225V226H179L180 225ZM214 223V222H213ZM5 224V225H6ZM154 224V223H153ZM156 224V223H155ZM157 224H159V223H157ZM173 224V223H172ZM185 225H188L189 223L187 222V224L186 223H184ZM183 224V225H184ZM200 224H201V222H200ZM208 224V223H207ZM207 224H206V228L208 229L209 227H207ZM17 225V224H16ZM28 225H30V224H28ZM32 225V224H31ZM29 226L30 228H33L32 226ZM34 225V224H33ZM55 225H58V224H55ZM63 226H64V224H62ZM101 225V224H100ZM167 224H165V226H166ZM169 225H170V223H169ZM169 225H168V227H169ZM175 225V224H174ZM184 225V226H185ZM190 225H188V227L190 226ZM203 225H205V222H204V224ZM203 225H201V226H203ZM209 225V224H208ZM213 226H214V224H212ZM216 225H218L219 226V228H220V226H221V228H222V225L220 224V222H219V224H216ZM9 226L10 225H8V228H9ZM12 226H13V224H12ZM11 226V227H12ZM24 227H25V225H23ZM36 226H40V225H35V227ZM43 226V225H42ZM48 226H50L51 227V224L50 225H48ZM59 226H61V225H59ZM151 226V225H150ZM149 226V227H150ZM159 226V228H160V226H163V225H158ZM184 226H183V228H184ZM200 226V227H201ZM54 227V226H53ZM153 227V226H152ZM171 227V226H170ZM175 227V226H174ZM187 227V226H186ZM195 227V230H196V232H198L199 233V231L196 229V225L194 226L193 225V228ZM217 226H215V228H216ZM234 227V226H233ZM7 228V229H8ZM46 228H47V226H46ZM151 228V227H150ZM156 228V227H155ZM182 228V229H183ZM212 228V227H211ZM218 228V227H217ZM226 228H227V226H226ZM226 228H225V230H226ZM232 228V226L230 227V229ZM1 229V228H0ZM3 229V228H2ZM15 229V233L17 234H19V230L17 231V229H22V228H14ZM13 229V230H14ZM37 229V228H36ZM40 229V228H39ZM41 229H43L44 230V228L43 227H41ZM48 229H50L49 227H48ZM51 229H54V228H51ZM61 229V228H60ZM72 229V228H71ZM75 230H76V227L74 228ZM96 229H97V227H96ZM103 229V228H102ZM102 229H101V231H102ZM171 229V228H170ZM179 228H177L176 229V227H175V230H178ZM182 229H181V231H182ZM190 229H192V228H190ZM198 229H199V227H198ZM202 229H203V227H202ZM201 229V230H202ZM206 229V232L208 231ZM228 230H229V228H227ZM238 229V228H237ZM12 230V231H13ZM100 230V229H99ZM152 230V229H151ZM151 230H150V233H151ZM160 230V229H159ZM163 230V229H162ZM173 230H174V228H173ZM180 230V229H179ZM195 230H194V233H196L195 232ZM200 230V231H201ZM205 230V229H204ZM221 230H224V229H221ZM233 230V228L231 229V231ZM242 230V229H241ZM7 231V230H6ZM6 231H3V232H6ZM11 231V230H10ZM26 230L24 229V231H23V233H25L26 234V232H25ZM27 231H28V229H27ZM32 231V230H31ZM30 231V232H31ZM54 231V230H53ZM56 231V230H55ZM62 231V230H61ZM60 231V232H61ZM100 231V232H101ZM172 231V230H171ZM180 231V232H181ZM183 231H185V230H183ZM189 231V230H188ZM215 231V233L214 234H216V229L214 230ZM220 231V230H219ZM218 231V232H219ZM230 231V230H229ZM243 231H244V229H243ZM21 232V231H20ZM29 232V233H30ZM44 232V231H43ZM57 232V231H56ZM55 232V234H57ZM68 232H69V230H68ZM68 232H67V234H68ZM71 232V231H70ZM87 232H90V231H87ZM103 232V231H102ZM146 232V231H145ZM144 232V234H148L149 233V231H147L146 233ZM159 232V231H158ZM167 232H169L168 230H167ZM175 232V231H174ZM186 232V231H185ZM185 232H182L183 234V236H184V233ZM202 233L203 232H205V231H201ZM209 232V231H208ZM208 232H207V234H208ZM212 232V231H211ZM210 232V233H211ZM223 232V231H222ZM33 233V232H32ZM46 234H47V232H45ZM50 233V232H49ZM62 233V232H61ZM60 233V234H61ZM73 233V232H72ZM141 233H142V231H141ZM173 233V232H172ZM176 233V232H175ZM191 233H193V232H191ZM210 233H209V235H210ZM223 233H225V232H223ZM231 233V232H230ZM236 233V231L234 232V234ZM7 234V235H6ZM16 234H13V232H8V233H5V237H3V238H12L11 236H15ZM36 234V233H35ZM44 234V233H43ZM59 234V233H58ZM100 234V233H99ZM163 234H164V232H163ZM168 234H170V233H167V236H168ZM174 234V233H173ZM177 234H179V231H178V233H176V235ZM187 234V233H186ZM185 234V235H186ZM201 234V233H200ZM206 234V235H207ZM212 234H213V232L211 233V237H212ZM232 234V233H231ZM230 234V235H231ZM240 234V233H239ZM239 234H238V236H239ZM244 234V233H243ZM248 233L246 232V235H247ZM20 235V234H19ZM32 235V234H31ZM52 235V234H51ZM79 235V234H78ZM175 235V234H174ZM174 235H172V236H174ZM189 235V234H188ZM197 235V234H196ZM204 235H205V233H204ZM203 235V236H204ZM219 235V234H218ZM222 235V233H221V231H220V236ZM226 235V234H225ZM229 235V236H230ZM22 236V235H21ZM25 236V235H24ZM41 236H43V235H41ZM46 236V235H45ZM48 236H50V234L48 235ZM48 236H46V238L48 237ZM54 236V235H53ZM57 236V235H56ZM55 236V237H56ZM62 236H64V235H62ZM62 236H60L61 238H62ZM66 236V235H65ZM73 236V235H72ZM80 236V235H79ZM87 236H89V233H88V235ZM91 236V235H90ZM143 236V235H142ZM141 236V237H142ZM147 236V235H146ZM148 236H150V235H148ZM156 236V235H155ZM164 236H166V233H165V235ZM180 236V235H179ZM187 236V235H186ZM198 236V235H197ZM197 236H195V237H197ZM208 236V235H207ZM215 236V235H214ZM30 237V236H29ZM38 237H39V234H38ZM78 237V236H77ZM140 237V236H139ZM144 237V236H143ZM154 237V236H153ZM175 237V236H174ZM177 237V236H176ZM194 237V238H195ZM208 237H210V236H208ZM227 237V236H226ZM241 237H243V236H241ZM240 237V238H241ZM247 237V236H246ZM2 238V237H1ZM0 238V239H1ZM16 238V237H15ZM23 238V237H22ZM21 238V239H22ZM26 238V237H25ZM25 238H23V240L25 239ZM34 238V237H33ZM35 238H36V236H35ZM34 238V239H35ZM54 238V237H53ZM64 238V237H63ZM84 238V237H83ZM86 238V237H85ZM92 238V237H91ZM146 238H148V237H146ZM167 238V237H166ZM173 238V237H172ZM205 238V237H204ZM223 238V237H222ZM238 238V237H237ZM240 238H238L239 240H240ZM244 238V237H243ZM20 239V240H21ZM52 239V238H51ZM70 238H68V240H69ZM79 239V238H78ZM77 239V240H78ZM81 239V238H80ZM88 239H90V238H88ZM150 239V238H149ZM148 239V240H149ZM155 239V238H154ZM165 239V238H164ZM168 240H170L171 238H167ZM191 239H193V237L191 238ZM206 239V238H205ZM212 239V238H211ZM237 239V240H238ZM4 240V239H3ZM22 240V241H23ZM27 240H29V239H26V241ZM39 240V239H38ZM42 240V239H41ZM43 240H44V238H43ZM57 240V239H56ZM62 239H60V241H61ZM84 240H86V239H84ZM129 240V239H128ZM135 240V239H134ZM172 240V239H171ZM175 240V239H174ZM177 240V239H176ZM194 240V239H193ZM218 240V239H217ZM223 240V239H222ZM226 240H228V239H226ZM247 240V239H246ZM245 240V241H246ZM13 241H15V240H13ZM37 241V240H36ZM40 241V240H39ZM45 241H48L47 239H45ZM50 241V240H49ZM60 241L58 240L57 242H58V244L60 243ZM91 241V240H90ZM89 241V242H90ZM147 241V240H146ZM155 241V240H154ZM181 241V240H180ZM201 241H202V239H201ZM208 241V240H207ZM212 241V240H211ZM11 242V241H10ZM32 242V241H31ZM42 242V241H41ZM56 242V241H55ZM56 242V243H57ZM81 242V241H80ZM82 242H83V240H82ZM85 242V241H84ZM83 242V243H84ZM167 242V241H166ZM177 242V241H176ZM179 242V241H178ZM182 242V241H181ZM197 243H199L198 241H196ZM213 242V241H212ZM228 242V241H227ZM230 242H232V240H230ZM18 243H20V241L18 242ZM30 243V242H29ZM34 243V241L32 242V244ZM36 243V242H35ZM40 243V242H39ZM50 243H51V241H50ZM66 243V242H65ZM79 243V242H78ZM77 243V244H78ZM90 243H92V244H94L93 242H90ZM234 243V242H233ZM11 244V243H10ZM21 244V243H20ZM22 244H24V242L22 243ZM43 243H41L40 245H42ZM45 244V243H44ZM55 244V243H54ZM61 244H62V246L64 245L62 242H61ZM68 244V243H67ZM134 244V243H133ZM136 244H138V243H136ZM150 244H152V243H150ZM153 244H155V243H153ZM185 244V243H184ZM191 244V243H190ZM209 244V243H208ZM216 244V243H215ZM240 244H242V243H240ZM16 245V244H15ZM19 245V244H18ZM34 245V244H33ZM33 245H31V246H33ZM37 245V244H36ZM48 245V244H47ZM51 245V244H50ZM78 245H80V244H78ZM82 245V244H81ZM88 245H91V244H88ZM88 245H87V247H88ZM171 245H173V244H171ZM199 245V244H198ZM205 245V244H204ZM226 245V244H225ZM224 245V246H225ZM5 246V245H4ZM25 246V245H24ZM39 246V245H38ZM44 246V245H43ZM72 246H74V245H72ZM77 246V245H76ZM155 246V245H154ZM177 246H179L178 244H177ZM188 246V245H187ZM203 246V245H202ZM34 247H36V246H34ZM40 247V246H39ZM45 247V246H44ZM43 247V248H44ZM80 247V246H79ZM78 247V248H79ZM82 247V246H81ZM91 247V246H90ZM5 248V247H4ZM15 248H17V246L15 247ZM20 248H21V246H20ZM26 248H27V246H26ZM25 248V249H26ZM29 248V247H28ZM75 248V247H74ZM89 248V247H88ZM182 248V247H181ZM187 248V247H186ZM224 248V247H223ZM32 249H33V247H32ZM45 249V248H44ZM43 249V250H44ZM48 249V248H47ZM68 249V248H67ZM83 249V248H82ZM143 249V248H142ZM147 249V248H146ZM198 249V248H197ZM199 249H201V248H199ZM236 249H239V248H236ZM8 250V249H7ZM22 250V249H21ZM41 250H42V247H41ZM54 251H55V249H53ZM63 250V249H62ZM61 250V251H62ZM69 250V249H68ZM67 250V251H68ZM86 250V249H85ZM214 250V249H213ZM216 250V249H215ZM232 250V249H231ZM20 251V250H19ZM24 251V250H23ZM34 251V250H33ZM38 251V250H37ZM36 251V249H35V252H37ZM40 251V250H39ZM45 251V250H44ZM64 251V250H63ZM83 251V250H82ZM81 251V252H82ZM88 251H90V250H88ZM174 251H176V249H174ZM183 251V250H182ZM201 251V250H200ZM203 251V250H202ZM218 251V250H217ZM216 251V252H217ZM18 252V251H17ZM16 252V253H17ZM21 252V251H20ZM19 252V253H20ZM53 252V251H52ZM56 252H58V250L56 249ZM65 252V251H64ZM71 252V251H70ZM80 252V253H81ZM140 252H143L142 250L140 251ZM173 252V251H172ZM178 252V251H177ZM185 251H183V253H184ZM206 252V251H205ZM24 253V252H23ZM88 252H86V254H87ZM92 253V252H91ZM174 253V252H173ZM182 253V254H183ZM202 253V252H201ZM226 253H228V251L226 252ZM26 254V253H25ZM40 254H42V252H40ZM43 254H46V253H43ZM59 254V253H58ZM68 254V252L66 253V255ZM141 254V253H140ZM178 254V253H177ZM175 255V258L176 257H178V255ZM228 254H230V253H228ZM34 255H35V253H34ZM38 255V254H37ZM51 256H52V254H50ZM55 255V254H54ZM60 255H62V253H60ZM65 255V254H64ZM72 254H70V256H71ZM77 255H79V254H77ZM107 255L108 256H110L108 253H107ZM32 256V255H31ZM31 256H30V253H29V257H30V259H31V262H33L32 261V258H31ZM39 256V255H38ZM37 256V258H39ZM44 256V255H43ZM49 256V253L47 254V257ZM59 256V255H58ZM69 256V257H70ZM82 256V255H81ZM92 256V255H91ZM101 256V255H100ZM99 256V257H100ZM212 256V255H211ZM10 257V256H9ZM17 257V256H16ZM15 257V258H16ZM20 257H21V255H20ZM27 257V256H26ZM60 257V256H59ZM66 257H68V256H66ZM84 257V256H83ZM83 257H81L82 259H83ZM171 257V256H170ZM169 257V258H170ZM203 257V256H202ZM33 258H34V256H33ZM35 258H36V256H35ZM34 258V259H35ZM42 258V257H41ZM72 258L73 259H71L72 261H73V264H89V262H82V260L79 262L78 261V259L79 258H75V256L73 257L72 256ZM80 258V259H81ZM86 258V257H85ZM89 258V257H88ZM87 258V259H88ZM93 258V257H92ZM101 258V257H100ZM104 258V257H103ZM109 258V257H108ZM136 258V257H135ZM152 258H153V256H152ZM180 258V257H179ZM22 259V258H21ZM44 259V258H43ZM50 259V258H49ZM53 259V258H52ZM55 259V258H54ZM91 259V258H90ZM181 259H182V257H181ZM220 259V258H219ZM14 260V259H13ZM28 260V259H27ZM37 260V259H36ZM41 260V259H40ZM46 260V259H45ZM57 260H58V258H57ZM63 260H64V258H63ZM63 260H61V261H63ZM70 260V261H71ZM86 260V259H85ZM93 260V259H92ZM96 261H97V259H95ZM135 260V259H134ZM150 260V259H149ZM2 261V260H1ZM22 261V260H21ZM42 261V264H43V260H41ZM110 261V260H109ZM108 261V262H109ZM113 261V260H112ZM184 261H185V259H184ZM23 262V261H22ZM21 262V263H22ZM35 263H36V261H34ZM38 262V261H37ZM44 262H46V261H44ZM54 262H56L55 260H54ZM66 261L64 260V263H65ZM93 262V261H92ZM103 262H105V261H103ZM107 262V263H108ZM111 262V261H110ZM134 262H136V261H134ZM133 262V263H134ZM168 262V261H167ZM170 262V261H169ZM173 262V261H172ZM171 262V263H172ZM176 262V261H175ZM178 262H179V260H178ZM186 262V261H185ZM24 263V262H23ZM27 263H29V262H27ZM58 263V262H57ZM63 263V262H62ZM67 263H68V261H67ZM115 263V262H114ZM128 264H129V262H127ZM132 263V264H133ZM150 263H151V260H150ZM7 264V263H6ZM16 264V263H15ZM18 264H20V261H18ZM30 264V263H29ZM32 264V263H31ZM38 264V263H37ZM40 264V263H39ZM46 264V263H45ZM49 264V263H48ZM53 264V263H52ZM66 264V263H65ZM93 264V263H92ZM116 264H117V261H116ZM121 264V263H120ZM135 264V263H134ZM153 264V263H152ZM163 264H165V263H163ZM173 264H175V263H173ZM179 264H181L180 262H179Z\"/></svg>",
	"mask_w": 264,
	"mask_h": 264
},
{
	"label": "water",
	"instance_id": "water-1",
	"mask_svg": "<svg viewBox=\"0 0 264 264\" xmlns=\"http://www.w3.org/2000/svg\"><path fill=\"white\" fill-rule=\"evenodd\" d=\"M244 222L248 223L246 219H243ZM249 225H251V223H248Z\"/></svg>",
	"mask_w": 264,
	"mask_h": 264
}]
</instances>
